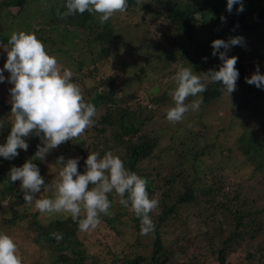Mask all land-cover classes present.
<instances>
[{
	"label": "trees",
	"instance_id": "trees-1",
	"mask_svg": "<svg viewBox=\"0 0 264 264\" xmlns=\"http://www.w3.org/2000/svg\"><path fill=\"white\" fill-rule=\"evenodd\" d=\"M104 0H0V16L4 10L7 12L12 8H17V13L22 14L27 9L43 14L47 20H43L44 29L45 23L53 26L58 30V37L63 39L61 45L64 48L53 49L52 44L48 51L44 52V57L60 56V53L65 55V62L72 65L73 62L80 67L77 71L82 70V66H87L89 70H96L104 67L106 70L109 65V60L114 56L113 49V28L107 19L106 9H101ZM126 4L122 8L125 9L131 3L138 4V0H124ZM145 1V0H144ZM148 7L154 5L159 7L166 6V16L177 29V38L171 40L175 43L176 40L181 41L180 46L188 48L185 43V37L191 35L194 30L193 16L201 14L202 27L210 29L217 25L221 36L218 33L220 46L217 45L216 51L219 66L216 75L210 80H204L201 76L190 78V89L183 87L182 93L189 94L191 97L197 96L202 105L209 104L214 100L223 98L226 94L229 84H234L238 90L233 89L228 97L236 111H249L253 114L258 105L260 88L255 85L254 80L248 73V67L244 62L245 56L241 55V39L249 41L244 44H253L256 46L258 42L263 40V34H259V28L264 24V0H251L246 3H233L229 7L223 5L219 0H195L193 3L190 0H185L184 3L176 2V0H148ZM44 4V5H43ZM224 6V7H223ZM207 18L205 15L209 13ZM223 12V15L221 14ZM195 20V18H194ZM40 22V21H39ZM194 23V22H193ZM30 26H27V29ZM52 28V27H51ZM53 28V29H54ZM246 29V34L239 33ZM3 27H0V41L7 45V49L12 53L19 63L24 67V71L29 73L30 80L25 90L26 100L30 103V115L33 121L31 125L22 124V119L14 121L7 114L12 113L19 108L20 102L17 101L15 95L6 94L0 97V107H3L6 112L0 116V127L3 133L9 136L12 140L7 144L10 150L15 152L27 151L22 160L14 167L12 164L2 163L0 160V212L9 211L11 218L9 222L16 224L18 221L26 220L27 230L31 233V239L36 245H43L46 248H54L57 252L56 257L48 264H93L85 261L82 254L81 242L78 238V231L87 227V221L83 215L76 217L57 216L52 217L47 223H40L38 220V211H30L34 208L35 200L38 198L36 189L28 187L30 180L34 177L43 178L42 154L52 144H58L59 141L67 142L68 147H75L78 154L83 155L82 150L84 145L83 138L79 136H71L72 124L75 114L83 113L80 111V105L86 101L88 106L87 112L100 115L99 123L105 125L110 124L113 129V140L117 144L124 145L125 152L117 158V164L120 167V172L116 173L118 177L115 181L120 188L123 205L128 215L130 223H127L126 231L116 229L115 233L124 236V232L129 237L134 233L150 236L154 239L150 264H178L177 255L181 253V249L174 250L176 255H168L165 251V243L161 239L160 227L164 225L167 218L173 216L175 210L187 204H193V207H201L205 203L207 209L206 230L204 237L209 239L212 246L216 245L215 254L217 264H228V256L238 252L243 245L245 247L244 258L236 264H264V245L251 242V238H257L264 233V206L254 208L245 195H242L241 185H233L230 191H224V183L221 181H211L206 186L198 187V183L194 177H201L203 168L209 170L208 174H204L205 178L214 179L218 171L214 172L213 166L204 165V156L211 153L213 150L221 148L215 141L207 140L206 126L202 121L197 122L196 116L193 114L192 105L181 104L183 110L180 112V118L188 120V128L186 127L185 134L181 137L178 144L172 149V155H176L175 159H167V163L161 160L160 153L155 147L159 144V135L154 131L147 130V122L150 121L155 107L160 103L167 102L169 95H156L152 101V108L144 101L140 100L137 93H130L117 101L118 97L115 90L112 89V78L108 81L103 79L102 75L97 80L98 89H90L88 86H82L78 89L70 88V84L64 79H58L51 84H45L42 81L41 68L39 60L32 59L28 55L23 44H18L13 40L7 39L3 34ZM72 31H76L73 34ZM229 33H225V32ZM45 41L49 37H41ZM231 39L228 43L227 39ZM191 39V38H190ZM210 41V40H209ZM51 42V40H50ZM97 49H94L95 44ZM98 43V44H97ZM71 46V52L76 55H69L68 47ZM209 48H213V44L203 43ZM88 46V47H87ZM93 46V47H92ZM200 46V43L197 45ZM67 47V49H65ZM111 47V48H110ZM232 47L239 50V54L232 56ZM54 52H57L54 53ZM86 52L80 59L79 54ZM182 58H190L187 54L179 50ZM192 57H200L197 49L191 50ZM215 56V55H214ZM48 57V58H47ZM118 59V55L116 53ZM115 61V65L117 63ZM201 60L196 61L199 64ZM114 64V63H113ZM204 64H202L203 66ZM110 69V68H109ZM104 70V71H105ZM123 70V69H122ZM74 73V71H72ZM115 72V71H114ZM120 71L113 73L114 78L120 77ZM9 86V85H8ZM72 89V90H71ZM81 96V97H80ZM170 92V99L171 98ZM183 97V94L181 95ZM10 98V100H9ZM169 99V100H170ZM80 100L82 103H76ZM179 102V100H178ZM135 103V108L130 105ZM106 105L105 110L108 112L102 113L98 110ZM169 105V104H167ZM167 111L171 110V106L167 107ZM86 109V108H85ZM164 111L163 115L168 114ZM248 113V112H247ZM1 115V114H0ZM85 115V114H84ZM88 115V114H87ZM21 116V115H20ZM92 117L86 124L87 131L98 127L100 131H104L102 125L98 126ZM7 119V121L5 120ZM77 120V119H76ZM2 121L7 123L3 126ZM178 122V120H174ZM181 121V120H180ZM184 125H186L184 123ZM0 128V133H1ZM194 128V129H192ZM225 130V129H222ZM3 135L2 133L0 136ZM175 138H173L172 144ZM237 149L243 154V157L252 165V171L248 178L262 175L264 180V151L262 150L261 142L256 141L255 137L250 132H241L236 140ZM75 143V145H73ZM259 143V144H258ZM256 144H258L256 146ZM12 146V147H11ZM169 147L167 152H171ZM229 152L232 150L227 149ZM54 153L60 161L59 168L63 175L67 176L69 182L78 181L75 179V171L78 167H72V153L68 151L65 157L61 152L65 150H57ZM14 155V153H13ZM12 155V156H13ZM230 156V155H229ZM230 157H227L229 159ZM144 160L160 161L155 168L156 174L150 176L149 173H142L139 163ZM170 162V165L168 163ZM3 164V165H2ZM38 165L39 167H35ZM5 166V168H4ZM9 168L11 171L4 169ZM4 168V169H3ZM29 170L27 172L26 169ZM38 168L39 171L34 170ZM189 169L193 171V179L186 177L190 176ZM25 172V173H24ZM182 176H185L182 177ZM184 179H182V178ZM204 179V178H203ZM56 181V182H55ZM183 181V182H180ZM54 183H49L50 187H43L42 202L48 197L52 191V187L56 188L61 181L57 178ZM264 182V181H263ZM113 183V182H112ZM55 184V185H54ZM2 185V187H1ZM80 182V186H82ZM167 188V189H165ZM170 190V193H169ZM196 191L201 192L197 195ZM172 193V195H171ZM211 196L208 199H201L203 196ZM89 196V194H86ZM92 201H97V197H90ZM256 202H261L263 196H256ZM91 207L96 205L90 204ZM99 218L101 217L99 213ZM5 218V216H3ZM110 224L114 220L113 217L105 219ZM150 222V224H148ZM127 236V238H128ZM135 236V235H134ZM223 237V239L221 238ZM136 239V238H135ZM214 254V255H215ZM209 257L210 255L207 254ZM117 258V256H116ZM170 258V260H169ZM128 260L125 261L127 264ZM148 264L147 258L138 255L132 259L130 264ZM94 264H97L94 262ZM101 264H110L103 261Z\"/></svg>",
	"mask_w": 264,
	"mask_h": 264
},
{
	"label": "rangeland",
	"instance_id": "rangeland-1",
	"mask_svg": "<svg viewBox=\"0 0 264 264\" xmlns=\"http://www.w3.org/2000/svg\"><path fill=\"white\" fill-rule=\"evenodd\" d=\"M148 0H138V4L131 3L127 8H122L126 2L124 0H104L101 9H106L107 19L113 28V49L114 56L109 60L108 68L104 67L96 70V73L87 66H82L81 71H77L78 67L75 62L72 65L65 62L66 54L60 53L53 57H44V52L48 51L51 44L53 49L64 48L61 43L63 39L58 37V30L53 26L44 29L43 20H47L43 14L27 9L21 15L17 13V8H12L7 12L4 10L0 16V27H3L2 34L9 40H13L18 44L24 43V48L28 52V56L32 59L39 60L41 68L42 81L45 84H51L58 79H64L70 84V88H80L88 86L90 89H98L97 80L102 75L107 81L112 78V89L117 93V101L122 97L134 92L140 100L144 101L152 108V101L156 95H169L167 102L160 103L153 111L154 117L147 122V130L154 131L159 135V144L155 147L160 153L161 160L167 163V159H175L176 155H172V149L180 141L181 137L188 128V120L180 118V112L183 110L181 104L192 105L193 114L196 116L197 122L202 121L206 126L207 140L215 141L221 148L213 150L204 156V165L213 166L214 172L218 171L214 179H209V170L203 168L202 172L208 174L209 178L194 177L198 187L206 186L211 181H221L224 183V191H230L233 185H241L242 195L253 205L254 208L260 205L264 206V180L261 174L248 178L253 166L243 157V154L237 149L236 138L243 132H250L256 141H260L262 150L264 151V36L261 42L256 46L241 39V48L245 50L241 55L245 56V63L248 67V73L254 80L255 85L260 88L258 105L253 114L249 111L237 112L232 105L229 95L233 93V89L238 90L234 84H229L226 95L219 99L203 104L197 96L191 97L189 94L182 93V88L190 89V78L201 76L204 80H210L216 75L219 66L215 60L217 45L220 46L218 33L221 36L217 25L210 29L209 27L200 26L202 15L195 14L193 18L194 30L191 32L190 38L185 37V43L188 48L180 46L181 41L171 40L177 38V29L166 16V6L148 7ZM193 3L195 0H190ZM223 5L230 6L233 3H246L251 0H219ZM176 2L184 3L185 0H176ZM44 5V4H43ZM224 7V6H223ZM206 13L209 17L211 10ZM223 15V12H221ZM195 18V20H194ZM40 21V22H39ZM30 26L27 29V26ZM52 27V28H51ZM54 28V29H53ZM61 31V30H59ZM62 32V31H61ZM73 34L76 31H72ZM226 34L229 32H225ZM246 34V29L239 31ZM264 33V24L259 28V34ZM49 37L43 41L40 37ZM51 40V42H50ZM210 40V41H209ZM228 43L231 40L227 39ZM213 44V48H209L203 43ZM200 43V46H197ZM94 49H97L94 43ZM98 44V43H97ZM68 47V44H65ZM67 47L65 49H67ZM88 47V46H87ZM93 47V46H92ZM188 53L190 58H182L179 50ZM197 49L200 57H192L191 50ZM71 46L68 47L69 55H76L71 52ZM57 54V52H54ZM118 55V59L116 57ZM232 56L239 54V50L232 47ZM76 59H80L86 52L79 54ZM215 55V56H214ZM117 63L115 65V61ZM195 60H201L199 64ZM114 63V64H113ZM202 64H204L202 66ZM110 68V69H109ZM123 69V70H122ZM105 70V71H104ZM74 71V73L72 72ZM119 72L120 77H115L113 73ZM30 74L24 71V67L17 58L8 51L7 45L0 41V97L9 94L10 97L15 95L20 102L19 108L12 113L7 114L14 121L22 119V124L31 125L33 118L30 115V103L26 100L25 90L30 80ZM9 85V86H8ZM72 90V89H71ZM170 92L171 98L170 99ZM183 94V97L181 95ZM81 97V96H80ZM170 99V100H169ZM10 100V98H9ZM179 100V102H178ZM76 103H82L80 100ZM169 104V105H167ZM171 106L168 112L167 107ZM82 114L74 112L75 118L72 124L71 136H79L86 143L83 147L84 154H78L79 151L75 147H68L67 142L59 141L58 144L45 147L46 150L42 154L43 178L34 177L30 180L28 187L36 189L38 198L35 200L34 208L30 211L38 213L40 223H47L52 217L83 215L87 221V227L78 231V238L81 242L79 248L84 255L85 261L101 264L103 261L110 264H130L132 259L142 255L149 258L152 253V245L154 239L150 236L134 233L131 237L124 232V236L115 233L116 229L126 231L127 223H130L128 215L123 205L119 186L115 182L117 180L116 173L120 172L117 164V158L124 154L125 148L122 144H117L113 140V129L110 124L105 125L99 123L100 115L87 112L88 106L86 101L80 105ZM130 107L135 108V103ZM86 108V109H85ZM106 105L103 104L98 112L106 113ZM164 111L168 114L163 115ZM248 112V113H247ZM3 107H0V116L5 114ZM85 114V115H84ZM88 114V115H87ZM21 115V116H20ZM96 121L98 126L102 125L104 131L93 128L89 132L86 125L90 119ZM77 119V120H76ZM7 121V119H5ZM174 120H178L175 122ZM181 120V121H180ZM3 126L7 123L2 121ZM184 123L186 125H184ZM1 128V127H0ZM194 129V128H192ZM225 129V130H222ZM1 128L0 136V160L1 162L17 166L20 160L26 155L25 151L15 152L10 150L7 144L12 140L3 133ZM0 133V134H1ZM75 134V135H74ZM173 138H175L172 144ZM259 144V143H258ZM256 144V146L258 145ZM10 145V144H9ZM75 145V143L73 144ZM12 147V146H11ZM169 147L171 152H167ZM232 151L229 152L227 149ZM57 150H65L61 152L65 157L68 151L74 156L72 158V167H78L75 171V179L78 181L68 182L67 176L63 175L59 168L60 161L54 153ZM67 152V153H66ZM14 153V155H13ZM13 155V156H12ZM230 155V156H229ZM227 157H230L227 159ZM160 161L144 160L139 163L142 173H149L150 176L156 174L155 168ZM2 164V165H3ZM170 165V162L168 163ZM35 167H39L35 165ZM5 168V166H4ZM3 168V169H4ZM8 167L4 170L11 171ZM29 170L26 169L25 172ZM34 170H38L35 168ZM193 179V171L188 170ZM24 172V173H25ZM185 178V176H182ZM181 177V178H182ZM55 178L61 182L52 187V191L47 195V199L42 202L43 187L49 188V183H54ZM182 178V179H184ZM56 182V181H55ZM82 182V186H80ZM113 182V183H112ZM183 182V181H180ZM216 183V182H215ZM55 185V184H54ZM2 187V185H1ZM167 189V188H165ZM197 195L201 192L196 191ZM170 193V190H169ZM86 194H89L86 195ZM172 195V193H171ZM201 199H208L211 196H205L202 193ZM256 196H263L261 202H256ZM90 197H97V201H92ZM42 199V200H41ZM90 204L96 205L91 207ZM260 206V207H262ZM205 203L201 207H193V204L181 206L175 210L173 216H170L160 227L161 239L165 243V251L170 255H176L174 250L181 249L175 261L178 264H217L215 249L209 239L204 237L206 230L207 209ZM99 213L101 217L99 218ZM5 216V218H3ZM113 217L114 220L109 223L105 219ZM11 215L9 211L0 212V264H48L50 259H54L57 252L54 248H46L43 245H36L31 239V233L26 232V220L18 221L15 225L9 222ZM132 222V221H131ZM150 224V222L148 223ZM128 236V238H127ZM136 238V239H135ZM223 239V237H221ZM251 242L264 245V233L257 238H251ZM244 245L228 256V264H236L244 258ZM207 254L210 256L208 257ZM215 254V255H214ZM117 256V258H116ZM170 260V258H169ZM146 264V263H144Z\"/></svg>",
	"mask_w": 264,
	"mask_h": 264
}]
</instances>
